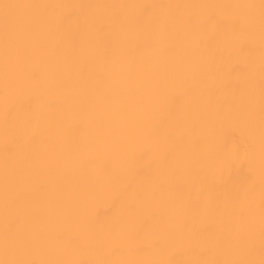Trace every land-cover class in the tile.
I'll return each mask as SVG.
<instances>
[{
	"label": "bare ground",
	"instance_id": "bare-ground-1",
	"mask_svg": "<svg viewBox=\"0 0 264 264\" xmlns=\"http://www.w3.org/2000/svg\"><path fill=\"white\" fill-rule=\"evenodd\" d=\"M0 264H264V0H0Z\"/></svg>",
	"mask_w": 264,
	"mask_h": 264
}]
</instances>
